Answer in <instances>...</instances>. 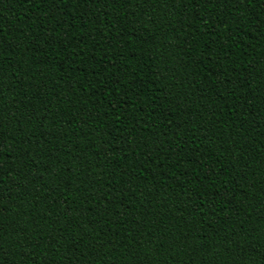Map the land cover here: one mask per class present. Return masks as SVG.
<instances>
[{"label":"trees","instance_id":"1","mask_svg":"<svg viewBox=\"0 0 264 264\" xmlns=\"http://www.w3.org/2000/svg\"><path fill=\"white\" fill-rule=\"evenodd\" d=\"M0 264H264V0H0Z\"/></svg>","mask_w":264,"mask_h":264}]
</instances>
